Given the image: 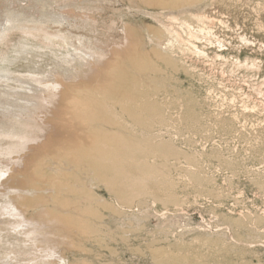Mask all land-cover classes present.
<instances>
[{
    "label": "rangeland",
    "instance_id": "obj_1",
    "mask_svg": "<svg viewBox=\"0 0 264 264\" xmlns=\"http://www.w3.org/2000/svg\"><path fill=\"white\" fill-rule=\"evenodd\" d=\"M182 3L0 0V241L26 245L0 264H264V0ZM95 72L113 76L109 97ZM45 84L57 96L39 98ZM71 84L67 99L100 106L79 130L94 144L78 136L79 163L45 151L34 185H62L18 208Z\"/></svg>",
    "mask_w": 264,
    "mask_h": 264
},
{
    "label": "bare ground",
    "instance_id": "obj_2",
    "mask_svg": "<svg viewBox=\"0 0 264 264\" xmlns=\"http://www.w3.org/2000/svg\"><path fill=\"white\" fill-rule=\"evenodd\" d=\"M172 3H179V2H186V1H191V0H170ZM156 2H157V0H156ZM182 3V4H183ZM192 3H194L193 1H192ZM178 6V5H177ZM192 16H196V15H194V14H192ZM164 27H165V25H164ZM153 31V30H152ZM138 43V42H137ZM158 56H156V58H157ZM85 68V67H84ZM156 70V69H155ZM81 72V71H80ZM142 74V73H141ZM90 75H92L91 77H99L100 78V83L99 84H96L95 85V83H94V85L96 86L95 88L96 89H101V90H104L103 92H105V95H112L113 94V87L114 86H112V85H110V80L112 79V77L113 76H111L110 74H107V73H100V72H95L94 74H90ZM64 77H67L66 75H64ZM27 79V82H29V83H36V85L39 87L40 85H41V83L39 82V80H37V79H33V78H26ZM61 79V78H60ZM60 79H57L56 80V82L57 83H59L61 80ZM55 82V86H57V83ZM78 83H80V81L79 82H77L76 84H78ZM53 84V83H52ZM86 83H84V85H85ZM36 85H34V86H36ZM79 86H80V84H78ZM77 85V86H78ZM93 85V86H94ZM55 86L53 87V86H50L49 84H45L44 86H43V89L41 90V93H40V95H39V98L41 97V94L42 93H48V94H50V96L52 95V96H54V93H56V96H57V94H58V92H57V90H54L55 89ZM83 86V85H82ZM89 86V85H88ZM37 87V88H38ZM65 87L66 86H64V89H62L63 91H61V95H62V97H60V99H61V101H60V104L56 107V106H52V111H53V115H55V116H57L58 117V122H57V124H52V126L54 127L53 129H55V131L54 132H58L59 134H61L62 133V135H59V136H61L60 138H61V140L60 141H53V142H56V145L58 146V148L55 146V147H53L52 146V144H53V142L52 141H49V139H50V137L48 138L47 137V134H46V140H45V144H40L39 145V148L37 147V149H40L39 150V152H37L35 155H33V159L35 160V162H34V169L32 170V173H31V177L26 181V184L27 185H29V186H27V185H25L23 182H21V183H19V185H18V190H14L13 192H17V191H19V192H22L23 194H28V193H32V192H36V194L34 195V197H33V199H31V200H26L27 198H24L23 197V199H21V198H16V200H14V203H15V205L19 208V207H21V208H25L26 207V209L28 210V209H31V208H34L36 205H34V203H35V201L37 200V202L41 199V198H43L42 196H40V195H38L37 193L39 192V191H44V190H50V189H53L54 190V188H55V186L56 185H58V184H51L52 186H49V187H44V185H43V187L44 188H38V185L36 186V185H34V183L35 182H39V183H44L45 181H43V179L42 180H40L39 178L40 177H43V175L44 174H46L45 172L43 173V168H44V161H43V158L41 157L42 155H43V153H44V155L46 154L45 153V151H49V150H52L51 152L53 153V151H57V152H60V153H66V154H69L70 153V151L72 150V151H75V149H78V148H80V143H79V141L77 140L78 139V136H79V139L80 138H82L83 137V139H85V140H89L90 141V143H92V144H94V140H95V138H94V136H93V134L91 135V133H89L88 134V132H86L87 131V129L85 130L84 129V131H82V132H86V134L84 135V136H82L81 134L79 135V133H80V131L79 130H81V129H83L85 126H86V124H91L92 122H93V114H96L95 112H98V110H99V112H101V109H100V106L99 105H97V103H95V101L93 100V99H91V98H85V100L82 98L81 100H76V101H74L73 99V96H72V98L73 99H70L71 97H69V99H67L66 97V95L68 94H65L66 93V91H67V89L68 88H70V87H74V84L72 85H70V86H68L66 89H65ZM76 88V87H75ZM83 88V87H82ZM88 88V87H87ZM91 88V87H90ZM71 89V88H70ZM80 89V88H79ZM78 89V87H77V90H79ZM85 89H86V86H85ZM91 89H93V88H91ZM38 90V89H37ZM72 90H73V88H72ZM75 90V89H74ZM55 91V92H54ZM80 91V90H79ZM78 91V92H79ZM99 91V90H98ZM73 92V91H72ZM81 92V91H80ZM84 92V91H83ZM78 94V93H77ZM70 95V94H69ZM76 95V94H75ZM115 95H117V96H122V95H124L125 96V94L123 93V94H121V93H118V94H115ZM51 96V97H52ZM71 96V95H70ZM97 96V95H96ZM78 97V96H77ZM91 97V96H90ZM109 97V96H108ZM75 99H78V98H76L75 97ZM116 105V104H115ZM147 107V106H146ZM94 119H96V118H94ZM92 121V122H91ZM94 123H96L95 121H94ZM99 123H101V122H99ZM85 124V126H83ZM127 124V123H126ZM95 125V124H94ZM128 126V125H127ZM89 127V126H88ZM99 127V126H98ZM52 128V127H51ZM122 128H123V126H122ZM65 129V130H64ZM94 129V128H93ZM61 130H64L63 132L61 131ZM96 130V129H95ZM94 130V131H95ZM98 130V129H97ZM96 130V131H97ZM89 131V130H88ZM93 130H92V132H94ZM25 133V132H24ZM23 133V134H24ZM41 133H43V132H40V134L39 135H41ZM63 133H66V135H63ZM84 133H82V134H84ZM98 133V132H97ZM53 134H55V133H53ZM52 135V134H51ZM56 135V134H55ZM35 136H37V134L35 135ZM53 136V135H52ZM58 136V137H59ZM128 136V135H127ZM41 137V136H40ZM98 137V136H97ZM102 137V136H101ZM27 139H29V137L26 135V134H24L23 136L22 135H10V137L9 138H7L6 140L8 141V143L6 144V146L7 147H9V148H13L14 150H15V148H17V149H19L21 146H23V144L24 143H26L28 140ZM123 139V138H122ZM59 140V139H58ZM81 140V139H80ZM87 140V141H88ZM101 140H103V139H101ZM16 141V143L14 144V143H12V142H15ZM86 141V142H87ZM47 142V143H46ZM50 142V143H49ZM52 142V143H51ZM87 143H89V142H87ZM47 144V145H46ZM62 144H65V145H62ZM84 145V144H83ZM83 145H81V146H83ZM113 145V144H112ZM117 145V144H116ZM59 146H64V147H59ZM66 146V147H65ZM85 146V145H84ZM51 147V149H49ZM91 147V146H90ZM93 147H94V145H93ZM108 147V146H107ZM1 148H3V146H1ZM61 148V149H60ZM84 148H86V146L84 147ZM117 148V147H116ZM5 149V148H4ZM11 149H8V150H10L11 151ZM16 149V150H17ZM3 150V149H2ZM7 150V151H8ZM14 150H12V151H14ZM98 150V149H97ZM1 151V150H0ZM104 151H106V150H104ZM56 152V153H57ZM6 153V152H5ZM10 153L12 154V152H9L8 151V156H10ZM50 153V152H49ZM80 154V152L79 151H75L74 152V159H75V161H77V160H80V159H82L81 157H78V155L77 154ZM102 153V152H101ZM48 154V153H47ZM53 154H55V153H53ZM52 154V155H53ZM71 154H73V152H71ZM70 154V155H71ZM82 154V153H81ZM6 155V154H5ZM60 155V154H59ZM58 155V156H59ZM132 155V154H131ZM55 156V155H54ZM61 156H62V154H61ZM61 156H59V157H61ZM64 156V155H63ZM47 157V156H46ZM46 157H44V159L46 158ZM52 157V156H51ZM66 156H64V158H65ZM68 157V156H67ZM75 157H77V158H75ZM56 158V157H55ZM55 158H53V160H55ZM70 158V157H69ZM57 159H59V158H57ZM130 159V158H129ZM48 160V159H47ZM49 160H51V159H49ZM73 160V159H72ZM83 160V159H82ZM81 160V161H82ZM131 160V159H130ZM11 161H13V159L11 160ZM66 161V160H65ZM112 161V160H111ZM48 162H50V161H48ZM52 162V161H51ZM58 162H60V161H58ZM78 163H79V161H77ZM113 162V161H112ZM61 163V162H60ZM71 163V162H70ZM73 163V162H72ZM76 163V162H75ZM54 164H56V163H54ZM68 164V163H67ZM53 165V164H52ZM59 165V164H58ZM72 165H74V164H72ZM69 166H71V164H69ZM91 166V165H90ZM47 167H49V165L47 166ZM64 167V166H63ZM62 167V168H63ZM67 167V166H66ZM65 167V168H66ZM82 167V166H81ZM62 168H60V169H62ZM53 169V168H52ZM55 169V168H54ZM57 169V168H56ZM55 169V170H56ZM64 169V168H63ZM84 169V168H83ZM49 170V169H48ZM55 170H53V171H55ZM58 170V169H57ZM74 170L76 171V169L74 168ZM61 172H63V170H61ZM58 173H59V171H58ZM57 173V174H58ZM63 173H65V171L63 172ZM67 173V172H66ZM2 174V173H1ZM66 175V174H65ZM69 175V174H68ZM46 176V175H45ZM48 176V175H47ZM46 176V177H47ZM49 176H51V175H49ZM73 176V175H72ZM71 176V177H72ZM81 176V175H80ZM61 177V176H60ZM70 177V176H69ZM45 178V177H44ZM55 178V177H54ZM53 178V179H54ZM61 178H63V177H61ZM64 178H66L65 176H64ZM12 179V178H11ZM10 179V180H11ZM32 179V180H31ZM52 179V180H53ZM69 179V178H68ZM7 180H9V178L7 179ZM9 180V181H10ZM45 180H47V179H45ZM51 180V179H50ZM73 180V179H72ZM55 181V180H54ZM53 181V182H54ZM57 181V180H56ZM48 182V181H47ZM57 182H60V181H57ZM56 182V183H57ZM79 182V181H78ZM63 183V182H62ZM66 182H64V184H65ZM67 184V183H66ZM23 185H24V187H23ZM42 185V184H41ZM59 185H62V184H59ZM66 186V185H65ZM65 186H61V187H65ZM74 188V187H73ZM57 189V188H56ZM67 190V189H66ZM66 190H64V191H66ZM71 190V189H70ZM55 191V190H54ZM62 191V190H61ZM73 191V190H72ZM57 192H59V191H57ZM63 192V191H62ZM61 192V193H62ZM67 192V191H66ZM66 192H64L65 194H66ZM75 192H76V190H75ZM39 193H41V192H39ZM50 193V192H49ZM44 194H46V193H44ZM58 194V193H57ZM55 195V194H54ZM51 196V195H50ZM78 196V195H77ZM56 197V196H55ZM79 197V196H78ZM50 198V197H49ZM65 199V198H64ZM67 199V198H66ZM44 200V199H43ZM56 200V199H55ZM52 201H54V199L52 200ZM64 201V200H63ZM77 201V200H76ZM52 203V202H51ZM54 203V202H53ZM66 203V202H65ZM26 204V205H25ZM44 204V203H43ZM62 204H64V203H62ZM56 207V206H55ZM58 207V206H57ZM36 208V207H35ZM34 208V209H35ZM40 208V207H39ZM38 208V209H39ZM64 208H66V207H64ZM49 209H51V208H49ZM70 209V208H69ZM62 210H64V209H62ZM45 211V210H44ZM51 211H52V209H51ZM56 211V210H55ZM54 211V212H55ZM81 211V210H80ZM85 211V210H84ZM53 212V213H54ZM65 212V211H64ZM63 212V213H64ZM55 213H57V212H55ZM78 213V212H77ZM65 214V213H64ZM81 214H83V212L81 213ZM70 217H71V215H70ZM76 217V216H75ZM64 218V217H63ZM66 218L68 219V215H67V213H66ZM38 221H39V223H41V222H43V224H46V225H48V224H54V225H58V224H60L61 225V227L63 226L62 224H64L65 225V222L62 220V217L61 216H55V215H52L51 213H48V212H40L39 214H38ZM74 219V218H73ZM77 219V218H76ZM72 220V219H71ZM78 220V219H77ZM80 220V219H79ZM70 221V220H69ZM81 221V220H80ZM71 222V221H70ZM76 222V221H75ZM82 222V221H81ZM72 223H74V222H72ZM71 223V224H72ZM67 224H68V222H67ZM79 224V223H78ZM76 225V224H75ZM80 225L81 224H79V226L78 227H80ZM49 226V225H48ZM66 226V225H65ZM71 226H73V224L71 225ZM76 227V226H75ZM64 229V228H63ZM50 230V229H49ZM78 230V229H77ZM52 231V230H51ZM59 231V230H58ZM70 231V230H69ZM60 233H61V231H59ZM81 232V231H80ZM79 233V232H78ZM80 234H82V233H79V235ZM14 235L18 238L17 240H19L17 243H14V246L12 245V244H10L11 242H9V243H6V241L5 240H1L0 241V256H3V255H5V254H7V253H10L11 252V250H13V249H15V248H18V246L20 245V244H24V243H21L22 242V240L21 239H19V237H18V234L16 235V233H14ZM62 235H63V233H62ZM65 236V235H64ZM54 239H57V238H54ZM53 240V239H52ZM64 240V239H63ZM71 240V239H70ZM8 241V240H7ZM50 241V240H49ZM52 242V241H51ZM55 242V241H54ZM65 242V241H64ZM67 242V241H66ZM58 243V242H57ZM68 243V242H67ZM6 247H5V246ZM64 245V244H63ZM68 245V244H67ZM77 245V244H76ZM2 246H4L5 247V249H4V247H2ZM23 247L24 246H26L25 244L24 245H22ZM74 247V246H73ZM76 248V247H75ZM81 248V247H80ZM54 249V248H53ZM59 249H60V247H59ZM58 249V250H59ZM69 249V248H68ZM82 249V248H81ZM80 249V250H81ZM3 250V251H2ZM34 250V249H33ZM35 250H37L36 248H35ZM34 250V251H35ZM56 250V249H55ZM57 250V251H58ZM61 251H62V249H61ZM64 251V250H63ZM82 251V250H81ZM36 252V251H35ZM55 252V251H54ZM60 252V251H59ZM57 253V252H56ZM55 253V254H56ZM83 253H84V251H83ZM35 254V253H34ZM61 254V253H60ZM61 257V256H60Z\"/></svg>",
    "mask_w": 264,
    "mask_h": 264
}]
</instances>
